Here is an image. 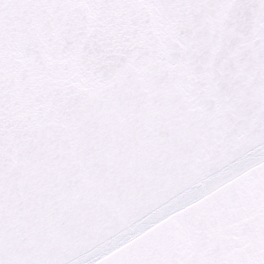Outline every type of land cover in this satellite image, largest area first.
Returning <instances> with one entry per match:
<instances>
[{
  "label": "snow or ice",
  "instance_id": "1",
  "mask_svg": "<svg viewBox=\"0 0 264 264\" xmlns=\"http://www.w3.org/2000/svg\"><path fill=\"white\" fill-rule=\"evenodd\" d=\"M0 264H264V0H0Z\"/></svg>",
  "mask_w": 264,
  "mask_h": 264
}]
</instances>
